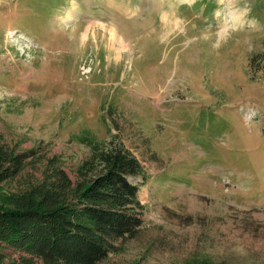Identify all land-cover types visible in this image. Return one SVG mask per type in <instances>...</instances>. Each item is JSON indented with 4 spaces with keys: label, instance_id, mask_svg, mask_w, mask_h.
Here are the masks:
<instances>
[{
    "label": "rangeland",
    "instance_id": "1",
    "mask_svg": "<svg viewBox=\"0 0 264 264\" xmlns=\"http://www.w3.org/2000/svg\"><path fill=\"white\" fill-rule=\"evenodd\" d=\"M83 134L144 168V225L99 264H264V0H0V137L42 158L10 187L54 155L76 181Z\"/></svg>",
    "mask_w": 264,
    "mask_h": 264
},
{
    "label": "trees",
    "instance_id": "2",
    "mask_svg": "<svg viewBox=\"0 0 264 264\" xmlns=\"http://www.w3.org/2000/svg\"><path fill=\"white\" fill-rule=\"evenodd\" d=\"M81 141L90 155L76 181L54 155L41 178L13 190V180L42 158L39 149L18 151L0 137V183L8 186L0 206V264H99L140 232L145 204L141 183L130 178L144 177L141 161L119 140L83 134ZM195 264L215 263L205 256Z\"/></svg>",
    "mask_w": 264,
    "mask_h": 264
},
{
    "label": "bare ground",
    "instance_id": "3",
    "mask_svg": "<svg viewBox=\"0 0 264 264\" xmlns=\"http://www.w3.org/2000/svg\"><path fill=\"white\" fill-rule=\"evenodd\" d=\"M189 1H192V0H189ZM233 10V11H232ZM231 10V13H230V18H233V19H239L240 20V17L242 16V14L240 13V11H238V10H235L234 11V9H232ZM164 19H167L168 18V15L166 16V13H165V15H164V17H163ZM169 19V18H168ZM227 19H229V18H227ZM171 21H173V19L171 20ZM171 21L169 22V23H171ZM172 24V23H171ZM178 24H179V22H178ZM228 22L227 23H225L224 25H223V29H225V28H227L228 27ZM85 36H86V34H85Z\"/></svg>",
    "mask_w": 264,
    "mask_h": 264
}]
</instances>
